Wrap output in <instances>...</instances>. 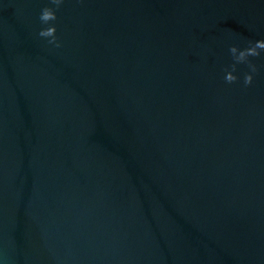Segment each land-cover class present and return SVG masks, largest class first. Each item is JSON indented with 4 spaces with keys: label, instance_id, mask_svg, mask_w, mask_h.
<instances>
[{
    "label": "water",
    "instance_id": "obj_1",
    "mask_svg": "<svg viewBox=\"0 0 264 264\" xmlns=\"http://www.w3.org/2000/svg\"><path fill=\"white\" fill-rule=\"evenodd\" d=\"M0 0V264H264V0Z\"/></svg>",
    "mask_w": 264,
    "mask_h": 264
},
{
    "label": "clouds",
    "instance_id": "obj_2",
    "mask_svg": "<svg viewBox=\"0 0 264 264\" xmlns=\"http://www.w3.org/2000/svg\"><path fill=\"white\" fill-rule=\"evenodd\" d=\"M63 2L64 0H50V4L55 5V8L46 6L41 10L39 16L40 22L43 25H47V27L41 28L37 35L40 38L46 39L48 44L54 45L57 48L61 45L56 36L57 29L53 22L57 20L56 11ZM229 52L234 63L231 65L230 70L225 69V82L229 84L235 83L239 79L235 74L237 71V65L247 64L249 71L244 74L243 83L246 87L250 86L253 83L254 74L257 73L259 69L249 58L261 56V53L264 52V39L250 42L249 46L243 49H240L236 45H232L229 48Z\"/></svg>",
    "mask_w": 264,
    "mask_h": 264
}]
</instances>
